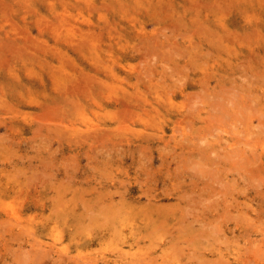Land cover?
Here are the masks:
<instances>
[{"label": "rangeland", "instance_id": "374dc122", "mask_svg": "<svg viewBox=\"0 0 264 264\" xmlns=\"http://www.w3.org/2000/svg\"><path fill=\"white\" fill-rule=\"evenodd\" d=\"M250 106L264 112V0H0V194L25 191L0 204L27 228L0 212V264H264V115Z\"/></svg>", "mask_w": 264, "mask_h": 264}, {"label": "bare ground", "instance_id": "6f19581e", "mask_svg": "<svg viewBox=\"0 0 264 264\" xmlns=\"http://www.w3.org/2000/svg\"><path fill=\"white\" fill-rule=\"evenodd\" d=\"M196 49H197V48H196ZM205 50H206V49H205ZM200 51H201V50H200ZM204 52H205V51H204ZM1 54H2V52H1ZM165 58H166V60H167L169 57L167 58V57L165 56ZM168 60H170V59H168ZM169 65H170V64H169ZM184 65H186V64H184ZM162 66H164V63H163ZM166 66H167V65H166ZM186 66H187V65H186ZM188 66H189V63H188ZM171 67H172V66H171ZM184 67H185V66H184ZM164 68H165V67H164ZM185 68H186V67H185ZM189 68H190V66H189ZM135 69H137V68H135ZM148 69H149V68H148ZM167 69H168V68H167ZM143 70H144V73H145V72H146L145 69H143ZM146 70H147V69H146ZM188 70H190V69H188ZM96 71H97V70H96ZM88 72H89V71H88ZM140 72L142 73V70H141ZM150 72H151V71L146 72V73H149V74H150ZM172 72H173V71H172ZM180 72H181V71H180ZM180 72H179V73H180ZM183 72H184V71H183ZM174 73H176V72H174ZM174 73H172V74L174 75ZM113 74H114V72H113ZM138 74L140 75L139 72H138ZM149 74H148V77H150ZM151 74H152V73H151ZM207 74H208V73H207ZM221 74H222V73H221ZM89 75H91V73H90ZM124 75H125V74H124ZM139 75H137V76L139 77ZM144 75H146L145 77L148 78V77H147V74H144ZM159 75H160V74H159ZM253 75H255V74H253ZM256 75H257V74H256ZM84 76H85V75H84ZM91 76H93V75H91ZM161 76H162V75H161ZM187 76H188V75H187ZM207 76H208V75H207ZM226 76H227V75H226ZM232 76H233V75H232ZM78 77H79V76H78ZM124 77H125V76H124ZM127 77H128V76H127ZM151 77H152V75H151ZM208 77H209V76H208ZM257 77H259V76L257 75ZM260 77H261V76H260ZM82 78H83V77H82ZM88 78H89V77H88ZM159 78H160V77H159ZM159 78H158V79H159ZM183 78H184V77H183ZM248 78H249V77H248ZM250 78H251V77H250ZM262 78H263V77H262ZM25 79H26V78H25ZM73 79H74V78H73ZM83 79H84V81H85L86 78H83ZM89 79H90V78H89ZM92 79H93V78H92ZM101 79H103V78L101 77ZM117 79H118V78H117ZM123 79H124V78H123ZM163 79H164V78H163ZM257 79H258V78H257ZM6 80H7V79H6ZM78 80H80V79H78ZM137 80H143V79L138 78ZM234 80H236V79L234 78ZM234 80H233V81H234ZM258 80H259V79H258ZM75 81H76V80H75ZM87 81H88V79H87ZM91 81H93V80L90 79V82H91ZM104 81H105V79H104ZM15 82H16V81H15ZM73 82H74V81H73ZM78 82H79V81H78ZM85 82H86V81H85ZM182 82H183V80H182ZM17 83H19V82L17 81ZM70 83H71V82H70ZM75 83H76V82H75ZM83 83H84V82H83ZM83 83H82V84H83ZM91 83H92V82H91ZM179 83H181V82H179ZM208 83H209V82H208ZM231 83H232V82H231ZM12 84H13V83H12ZM71 84H73V83H71ZM82 84L79 85V86H82ZM84 84H85V83H84ZM86 84H87V82H86ZM184 84H185V83H184ZM220 84H221V83H220ZM241 84H242V83H241ZM2 85H3V84H2ZM19 85H20V84H18V85H16V86L18 87ZM90 85H91V84H90ZM108 85H110V84H108ZM108 85H107V83H106V86H107V87H109ZM198 85H199V84H198ZM213 85H214V84H213ZM213 85H212V86H213ZM10 86H11V85H10ZM16 86H15V87H16ZM76 86H77V85H76ZM84 86H85V85H84ZM110 86H111V85H110ZM114 86H116V85H114ZM205 86H206V85H205ZM214 86H215V85H214ZM227 86H228V85H227ZM242 86H243V85H242ZM12 87H13V85H12ZM57 87H58V86H57ZM69 87H70V86H69ZM69 87H68V88H69ZM117 87H118V86H117ZM145 87H146V86H145ZM224 87H225V84H224ZM229 87H230V85H229ZM246 87H247V86H246ZM18 88H19V87H18ZM68 88H67V89H68ZM74 88H77V87H74ZM109 88H111V89H116V87L113 88V86H112V87H109ZM171 88H172V87H170L169 90H170ZM200 88H201V86H200ZM221 88H222V87H221ZM230 88H231V87H230ZM55 89H56V88H55ZM80 89H81V88H80ZM83 89H84V87H83ZM92 89H94V88H92ZM105 89H106V88H105ZM207 89H208V88H207ZM207 89L205 88V91H206ZM213 89H214V88H213ZM218 89H219V88H218ZM233 89H234V88H233ZM242 89H243V88H242ZM45 90H46V89H45ZM48 90H49V89H47V91H48ZM85 90H86V89H85ZM85 90H84V91H85ZM171 90L174 91L173 88H172ZM171 90H170V91H171ZM215 90H216V89H215ZM226 90H227V89H226ZM226 90H224V88H223V92H224V94H225V95H226V94H230V93H226ZM234 90H235V89H234ZM248 90H251V89L248 88ZM49 91H50V90H49ZM49 91H48V92H49ZM51 91H52V90H51ZM59 91H60V89H59ZM71 91H72V90H71ZM98 91H99V90H98ZM189 91H190V90H189ZM227 91H228V92H229V91L232 92V90H229V89H228ZM3 92H4V91H3ZM66 92H67V91H66ZM85 92H86V91H85ZM206 92H207V91H206ZM213 92H214V91H213ZM223 92H222V94H223ZM235 92H236V91H235ZM235 92L233 91V95H234ZM42 93H44V92L42 91ZM55 93H56V92H55ZM63 93H64V92H63ZM71 93H72V92H71ZM71 93H70V94H71ZM102 93H103V92H102ZM170 93H171V92H170ZM190 93H192V92H190ZM219 93H220V92H219ZM219 93H218V94H219ZM239 93H240V90H239ZM242 93H243V92H242ZM57 94H58V93H57ZM87 94H88V93H87ZM90 94H91V93H90ZM103 94H104V93H103ZM214 94H215V92H214ZM216 94H217V93H216ZM220 94H221V93H220ZM235 94H236V93H235ZM249 94H250V93H249ZM249 94H247V96H248ZM104 95H105V94H104ZM106 95H107V94H106ZM133 95H136V94H132V96H133ZM192 95H194V94L192 93L190 96H192ZM211 95H212V94H211ZM230 95H231V94H230ZM236 95H237V94H236ZM238 95H239V94H238ZM238 95H237V96H238ZM245 95H246V94H245ZM251 95H253V93H251L249 96H251ZM46 96H47V95H46ZM54 96H55V95H54ZM62 96H63V95H62ZM69 96H70V95H69ZM72 96H73V95H72ZM195 96H196V95H195ZM195 96H194V97H195ZM206 96H207V95H206ZM206 96L203 95V97H206ZM226 96H228L229 99H230V96H229V95H226ZM247 96H246V97H247ZM52 97H53V96H52ZM137 97H139V96H137ZM210 97L212 98L213 95L210 96ZM218 97H219V96H218ZM240 97H241V95H240ZM112 98H113V97H112ZM119 98H120V96H119ZM139 98H141V97H139ZM187 98H188V95H187ZM187 98H186V101H188ZM189 98H191V97H189ZM207 98H208V97H207ZM214 98H215V95H214ZM221 98H222V96H221ZM231 98L233 99L234 97L231 96ZM23 99H24V98H23ZM68 99H69V98H68ZM114 99L117 101V97L114 96ZM192 99H193V98H192ZM192 99H190V104H191V105H187V104H185V105L191 107L192 104H195V103H194L195 101H194L193 103H191V102H192V101H191ZM250 99H251V98H250ZM25 100H26V99H25ZM79 100H81V99H79ZM110 100H111V99H110ZM193 100H194V99H193ZM203 100L205 101V99H203ZM221 100H222V99H220V101H221ZM234 100H235V99H234ZM68 101H70V100H68ZM99 101H100V100H99ZM200 101H202V100H200ZM200 101H199V103H198V101H197V105H198V104L200 105V103H201ZM210 101H211V100H210ZM214 101H215V100H214ZM222 101H226L225 98H224V100H222ZM242 101H243V100H242ZM250 101H252V99H251ZM26 102H27V101H26ZM52 102H53V101H52ZM55 102H56V101H55ZM57 102H58V101H57ZM70 102H72V101H70ZM80 102H81V101H80ZM92 102H93V101H92ZM101 102H102V101H101ZM215 102H216V101H215ZM232 102H233V101H232ZM41 103H42V102H41ZM83 103H84V102H83ZM89 103H90V102H89ZM112 103H113V102H112ZM138 103H139V102H138ZM218 103H219V100H218ZM220 103H221V102H220ZM220 103H219V105H220ZM223 103H224V102H222L221 105H222ZM243 103H244V102H243ZM246 103H247V102H246ZM251 103H253V102H251ZM251 103H250V104H251ZM75 104H76V106H77V105L80 104V103H79V101H78V103H75ZM91 104H92V103H91ZM93 104H94V103H93ZM93 104H92V105H93ZM127 104H128V103H127ZM201 104H202V103H201ZM212 104H213V103H212ZM216 104H217V102H216ZM225 104H227V103L225 102L224 105H222V106H223V107H224V106H227V105H225ZM234 104H235L234 106H236L238 103L235 102ZM49 105H50L49 107H50V110H51V107H52L53 104H49ZM81 105H82V104H81ZM109 105H110V103H109ZM114 105H115V104H114ZM199 105H198V106H199ZM203 105H204V103H203ZM203 105H201V106H203ZM210 105H211V104H210ZM219 105L217 104L216 106H219ZM221 105H220V106H221ZM230 105H231V104H230ZM240 105H241V104H240ZM240 105H238V106H240ZM55 106H56L55 108H57L58 105L55 104ZM78 106H79V105H78ZM87 106H88V104H87ZM94 106H95V105H94ZM115 106H116V105H115ZM195 106H196V104L194 105V107H195ZM198 106H197V108H198ZM220 106H219V107H220ZM246 106L248 107L249 105H246ZM254 106H255V105H254ZM85 107H86V106H85ZM99 107H100V106H99ZM107 107H108V106H107ZM120 107H121V106H120ZM123 107H125V106H123ZM211 107H212V106H211ZM232 107H233V106H232ZM242 107H243V108H242ZM242 107H240V108H242L241 111H242V110L245 111L244 106H242ZM45 108H46V106H45ZM72 108H73V107H72ZM78 108H80V107H78ZM104 108H105V107H104ZM129 108H130V107H129ZM142 108H143V107H142ZM144 108H145V107H144ZM186 108H187V107H186ZM200 108H201V107H200ZM217 108H218V107H217ZM217 108H216V109H217ZM221 108H222V107H220V109H221ZM237 108H239V107H237ZM254 108H255V107H253L252 110H251V106H250L251 113L253 112V109H254ZM40 109H41V108H40ZM46 109H47V108H46ZM46 109H45V110H46ZM106 109H109V108H106ZM147 109H148V108H147ZM187 109H189V108H187ZM198 109H199V108H198ZM218 109H219V108H218ZM224 109L227 110V107H225ZM224 109H223V110H224ZM246 109H247V108H246ZM248 109H249V107H248ZM248 109L246 110L247 113L249 112ZM259 109H260V108H259ZM259 109L255 108L254 111L259 110ZM45 110H44V111H45ZM62 110H63V109H62ZM71 110H72V109H71ZM104 110H105V109H104ZM109 110H110V109H109ZM136 110H137V109H136ZM189 110L191 111L192 109H189ZM189 110H188V111H189ZM193 110L195 111V112L193 111L194 113L197 112V110H195V109H193ZM221 110H222V109H221ZM223 110H222V111H223ZM233 110H234V109H233ZM263 110H264V109H263ZM46 111H47V110H46ZM111 111H112V110H111ZM118 111H119V110H118ZM118 111H117V112H118ZM214 111H215V110H213V112H214ZM217 111H218V110H217ZM243 111H242V112H243ZM24 112H25V111H24ZM41 112H42V111H41ZM52 112H53L52 114H53L54 116H55V113H57V111H55V113H54L53 110H52ZM63 112H64V111H63ZM63 112H62V113H63ZM99 112H100V111H99ZM114 112H115V111H114ZM223 112H224V111H223ZM242 112H239V110H238V114H239V113H242ZM259 112H261V115H262V114L264 115V112H263L262 110H259ZM33 113H34V112H33ZM42 113H43V112H42ZM100 113H101V112H100ZM100 113H99V114H100ZM118 113H119V112H118ZM131 113H132V112H131ZM143 113H144V112H143ZM148 113H149V112H148ZM215 113H216V112H215ZM218 113H219V117H220V114H221V113H220L219 111H218ZM225 113H226V112H225ZM233 113H234V112H233ZM247 113H246V114H247ZM36 114H37V112H35V117L37 118V115H36ZM40 114H41V113H40ZM40 114H39V115H40ZM45 114H47V112H46ZM57 114H59V113H57ZM102 114H103V113H102ZM119 114H120V113H119ZM207 114H208V113H206V115H207ZM226 114H227V113H226ZM243 114H244V112H243ZM243 114H242V115L240 114V115L243 116ZM248 114L250 115V113H248ZM253 114L255 115V113H253ZM22 115H23V114H22ZM29 115H30V114H29ZM50 115H51V114H50ZM50 115H49V113H48V117H49ZM63 115H64V114H63ZM63 115H61V117H62V119L64 120ZM123 115H124V114H123ZM137 115H139V114H137ZM143 115L145 116V114H143ZM210 115H211V114H210ZM216 115H217V114H216ZM231 115L234 116V114H231ZM235 115H236V114H235ZM254 115H253V116H254ZM4 116H5V115H4ZM25 116H27V115H25ZM59 116H60V115H59ZM126 116L129 118L128 115H126ZM126 116L123 117V121H126V120H124V119L126 118ZM207 116H208V115H207ZM217 116H218V115H217ZM225 116H226V115H225ZM227 116H228V115H227ZM241 116H240V119H242L244 122H249V121L244 120L243 117L241 118ZM245 116H246V115H245ZM245 116H244V117H245ZM247 116H248V115H247ZM247 116H246V117H247ZM253 116H252V117H253ZM33 117H34V116H33ZM42 117H43V116H42ZM50 117H52V118H51L52 120L54 119V120H53L54 122L56 121V125H57V126H58V124H60V123H57V121H59V120H56V119H55L56 117H55V118H54L53 116H50ZM120 117H121V116H120ZM133 117H135V116H133ZM149 117H150V116H149ZM155 117H156V116H155ZM155 117H154V118H155ZM219 117H218V118H219ZM255 117H256V115H255ZM27 118H28V117H27ZM44 118H46V117H44ZM179 118H180V117H179ZM212 118H213V117H212ZM222 118H223V114H222L221 119H222ZM247 118H249V117H247ZM261 118H262V117H261ZM13 119H14V118H13ZM40 119H42V118H40ZM48 119H49V118H48ZM119 119H120V123H122V122H123V121L121 120L122 118H119ZM130 119H132V117H131ZM150 119H151V117H150ZM209 119H210V120H209ZM236 119H237V118H235V120H236ZM250 119H252V118H249V120H250ZM258 119H259V118H258ZM180 120H181V118H180ZM218 120H219V119H218ZM1 121H2V120H1ZM1 121H0V122H1ZM32 121H33V120H32ZM36 121H37V120H36ZM38 121H39V120H38ZM45 121H46V120H45ZM121 121H122V122H121ZM187 121L189 122V120H187ZM207 121H211V116H210V118H208ZM250 121H251V120H250ZM261 121H262V120H261ZM39 122H40V121H39ZM48 122H49V121H48ZM48 122H47L46 124H48ZM59 122H60V121H59ZM64 122H65V121H64ZM64 122L62 121V123H64ZM118 122H119V121H118ZM190 122H192V121H190ZM244 122H243V123H244ZM1 123H3V122H1ZM17 123H18V122H17ZM52 123H53V122H52ZM68 123H69V122H68ZM96 123H97V122H96ZM96 123H95V124H96ZM120 123H119V124H120ZM126 123H128V122H126ZM126 123H125V124H126ZM207 123H209V122H207ZM259 123H260V122H259ZM262 123H263V122H262ZM64 124H66V123H64ZM64 124H63L62 127L65 129ZM70 124H71V123H70ZM72 124H73V123H72ZM93 124H94V123H93ZM95 124H94V125H95ZM98 124H99V123H98ZM257 124H258V123H257ZM19 125H20V124H19ZM75 125H76V124H75ZM175 125H176V123H175ZM184 125H185V124H184ZM190 125H191V123H190ZM212 125H213V124H211V126H212ZM214 125H215V124H214ZM33 126H34V125H33ZM39 126H40V125H38V127H39ZM49 126H50V125H49ZM59 126H60V125H59ZM88 126H89V128H91L90 125H88ZM95 126H96V125H95ZM116 126H117V125H116ZM122 126H124V125H122ZM122 126H120V127L123 128ZM197 126H198V125H197ZM197 126H196V127H197ZM34 127H35V126H34ZM55 127H56V126H55ZM62 127H60V128L63 129ZM202 127H203V126H202ZM205 127H206V126H205ZM31 128H32V127H31ZM39 128H40V127H39ZM39 128H38V129H39ZM100 128H101V127H100ZM185 128H186V127H185ZM193 128H194V127H193ZM209 128H210V127H209ZM213 128H214V127H213ZM32 129H33V128H32ZM54 129H55V128H54ZM175 129H176V127H175ZM178 129H179V128H178ZM202 129H203V128H202ZM211 129H212V128H211ZM51 130H52V127H51ZM57 130H59V129H57ZM89 130H90V129H89ZM98 130H99V129H98ZM189 130H190V129H189ZM192 130H193V129H192ZM36 131H37V128H36ZM36 131H34V132H36ZM46 131H47V130H46ZM59 131H60V130H59ZM62 131H64V130H62ZM77 131H78V129H77ZM87 131H88V130H87ZM116 131H117V129H116ZM119 131H120V130H119ZM196 131H197V130H196ZM38 132H40V131H38ZM67 132H68V131H67ZM85 132H86V131H84V133H85ZM94 132H95V131H94ZM121 132H122V131H121ZM181 132H182V131H181ZM262 132H263V131H262ZM44 133H45V132H44ZM44 133H43V134H44ZM63 133H64V132H62L61 134H63ZM78 133H79V131H78ZM96 133H97V132H96ZM171 133H172V132H171ZM175 133H176V132H175ZM183 133H184V132H183ZM197 133H198V132H197ZM203 133H204V132H203ZM38 134H39V133H38ZM53 134H54V133H53ZM55 134L58 135V132L55 133ZM72 134H73V133H72ZM88 134H89V133H88ZM180 134H181V133H180ZM204 134H205V133H204ZM40 135H42V133H41ZM75 135H77V134L75 133ZM79 135H80V134H79ZM101 135H102V134H101ZM159 135H160V134H159ZM181 135H182V134H181ZM181 135H180V136H181ZM194 135H195V134H193V137H194ZM217 135H218V134H217ZM62 136H63V135H62ZM81 136H83V135H81ZM84 136H85V135H84ZM99 136H100V134H99ZM103 136H104V133H103ZM105 136H106V134H105ZM107 136H108V135H107ZM120 136H121V135H120ZM171 136H172V135H171ZM197 136H198V134H197ZM52 137H53V136H52ZM54 137H55V136H54ZM63 137H64V136H63ZM63 137H62V138H63ZM65 137H66V136H65ZM68 137H71V139H72V136L69 135ZM76 137H77V136H76ZM76 137H75V138H76ZM125 137H128V135H126ZM201 137H202V136H201ZM216 137H217V136H216ZM20 138H22V137H20ZM60 138H61V137H60ZM102 138H103V137H102ZM107 138H109V136H108ZM232 138H233V137H232ZM83 139H84V138H82L81 140H83ZM86 139H87V138H86ZM95 139H96V138H95ZM100 139H101V138H100ZM105 139H106V138H105ZM127 139H128V138H127ZM173 139H174V138H173ZM184 139H185V138H184ZM226 139H227V138H226ZM243 139H244V138H243ZM75 140H76V142L78 143V140H77V139H75ZM106 140H107V139H106ZM106 140H104V141H106ZM189 140H190V138H189ZM200 140H201V139H200ZM220 140H222V139H220ZM246 140H247V139H246ZM86 141H87V140H86ZM92 141H93V138H92ZM92 141H91V142H92ZM192 141H193V139H192ZM201 141H202V140H201ZM223 141H224V140H223ZM17 142H18V141H17ZM20 142H21V141H20ZM96 142H97V141H96ZM100 142H101V141H100ZM126 142H127V141H126ZM198 142H199V141H198ZM58 143H59V142H58ZM93 143H94V141H93ZM237 143H238V142H237ZM239 143H240V142H239ZM241 143H242V142H241ZM20 144H21V143H20ZM127 144H128V143H127ZM199 144H201V143H199ZM199 144H198V146H199ZM94 145H95V143H94ZM122 145H123V144H122ZM143 145H145V144H143ZM143 145H142V146H143ZM161 145H162V143H161ZM164 145H165V144H164ZM164 145H163V147H164ZM232 145H233V143H232ZM232 145H231V146H232ZM238 145H239V144H238ZM245 145H246V144H245ZM247 145H249V144H247ZM256 145H257V144H256ZM256 145H255V146H256ZM260 145H262V144H260ZM2 146H3V145H2ZM174 146H175V145H174ZM196 146H197V145H196ZM209 146H210V145H209ZM233 146H235V148H237V146H236L235 144H234ZM233 146H232V147H233ZM250 146H251V145H250ZM59 147H60V145H59ZM91 147H92V146H91ZM202 147H203V146H202ZM247 147H248V146H247ZM257 147H259V146H257ZM93 148H94V147H93ZM145 148L148 149L147 146H146ZM170 148H171V147H170ZM203 148H204V147H203ZM205 148H206V147H205ZM208 148H209V147H208ZM221 148H222V147H221ZM221 148H220V149H221ZM249 148L251 149V147H249ZM262 148H263V147H262ZM147 149L144 150V151L147 152ZM174 149H175V148H174ZM225 149H226V148H225ZM238 149H239V148H238ZM238 149H235V151H233V153H234V152L237 153ZM240 149H241V148H240ZM37 150H38V149H37ZM170 150H171V149H169L168 151H170ZM185 150H186V149H185ZM190 150H191V149H190ZM199 150H200V149H199ZM221 150H222V149H221ZM231 150H232V149H231ZM236 150H237V151H236ZM123 151H124V150H123ZM165 151H166V149H165ZM207 151H208V150H207ZM223 151H224V150H223ZM226 151H227V150H226ZM240 151H241V150H240ZM240 151H239V153H241ZM250 151H251V150H250ZM39 152H40V151H39ZM182 152H183V151H182ZM203 152H205V151H203ZM212 152H213V151L211 150V153H212ZM242 152H243V150H242ZM254 152H255V151H254ZM254 152H253V150H252V153H254ZM258 152H259V151H258ZM260 152H261V151H260ZM109 153H110V152H109ZM191 153H193V152L191 151ZM213 153H214V152H213ZM213 153H212V154H213ZM231 153H232V152H231ZM233 153H232V154H233ZM236 153H235V155H236ZM249 153H250V152H249ZM255 153H256V152H255ZM175 154H176V153H175ZM187 154H189V153H187ZM214 154H215V153H214ZM237 154H238V153H237ZM246 154H247V153H246ZM246 154L244 153V155H246ZM257 154H258V153H257ZM259 154H260V153H259ZM189 155H190V154H189ZM192 155H193V154H192ZM198 155L201 156V152H200V154H198ZM205 155H206V153H202V156L205 157ZM217 155H219V154H217ZM240 155H242V154H240ZM250 155H251V154H250ZM88 156H89V155H88ZM208 156H209V155H208ZM210 156H211V155H210ZM213 156H214V155H213ZM213 156H212V157H213ZM219 156H221V154H220ZM227 156H229V155H227ZM252 156H253V155H252ZM260 156H261V155H260ZM112 157H113V156H112ZM144 157H145V156H144ZM187 157H188V156H187ZM197 157H198V156H197ZM204 157H203V159H204ZM217 157H218V156H217ZM222 157H224V159H225V155H224V156H221V159H222ZM231 157H232V156H231ZM241 157H242V156H240V158H241ZM249 157H250V156H249ZM8 158H9V157H8ZM181 158H182V157H181ZM181 158H180V159H181ZM183 158H184V157H183ZM205 158H206V157H205ZM257 158H259V157H257ZM161 159H162V158H161ZM171 159H172V158H171ZM173 159H174V158H173ZM175 159H176V158H175ZM187 159H191V158H187ZM192 159H193V156H192ZM214 159H215V158H214ZM242 159H243V158H242ZM248 159H249V158H248ZM252 159H253V158L251 157V160H252ZM3 160H4V159H3ZM199 160L201 161V159H199ZM227 160H228V159H227ZM233 160H234V159H233ZM237 160H238L239 162L241 161L242 164L245 162L244 160H243L244 162H243L242 160H239V159H237ZM249 160H250V159H249ZM249 160H248V161H249ZM10 161H11V159H10ZM93 161H96V160H93ZM99 161H100V160H99ZM140 161L142 162V160H140ZM179 161H180L181 165L184 166V165L182 164V162H181L182 160H179ZM188 161H189V160H188ZM200 161H199V162H200ZM225 161H226V160H225ZM231 161H232V159H231ZM252 161H253V160H252ZM252 161H251V162L249 161V162L252 164ZM4 162H5V161H4ZM40 162H41V161H40ZM43 162H44V161H43ZM90 162H91V161H90ZM141 162H140V163H141ZM183 162H185V160H184ZM190 162H192V161H190ZM235 162L237 163V161H235ZM256 162H257V161H256ZM47 163H48V162H47ZM47 163H46V164H47ZM59 163H60V162H59ZM59 163H58V164H59ZM91 163H92V162H91ZM166 163H167V162H166ZM201 163H202V162H201ZM245 163H246V162H245ZM245 163H244V164H245ZM145 164H146V163H145ZM178 164H179V163H178ZM189 164H191V166H192V163H189ZM189 164H188V165L186 164V165L189 167ZM193 164H196V163H193ZM212 164H214V163H212ZM232 164H233V162H232ZM237 164L240 166V163H237ZM242 164H241V165H242ZM244 164H243V165H244ZM248 164H249V163L247 162L246 165H248ZM261 164H262V163H261ZM261 164H260V165H261ZM8 165H9V164H8ZM146 165H148V164H146ZM186 165H185V166H186ZM202 165H204V164L202 163ZM202 165H200V168H201ZM238 165H236V166H237V170H239V169H238ZM253 165H254V164H253ZM12 166H13V165H12ZM44 166H45V165H44ZM47 166H49V165H47ZM47 166H46V167H47ZM168 166H169V164H168ZM176 166H177V165H176ZM182 166H181V167H182ZM187 166H186V168L188 169ZM191 166H190V167H191ZM193 166H195V165H193ZM193 166H192V167H193ZM196 166H197V165H196ZM196 166H195V167H196ZM209 166H210V165H209ZM217 166H218V165H217ZM254 166H255V165H254ZM7 167H8V166H7ZM95 167L97 168V166L94 165L93 168H95ZM181 167H180V168H181ZM195 167H194V168H195ZM205 167H206V166H205ZM212 167H213V166H212ZM245 167H246V166H245ZM261 167H262V166H261ZM11 168H13V167H11ZM176 168H177V167H176ZM194 168H193V169H194ZM208 168L210 169V167H208ZM227 168H228V167H227ZM251 168H252V167H251ZM259 168H260V167H259ZM8 169H9V168H8ZM168 169H169V168H168ZM174 169H175V167H174ZM190 169H191V168H189V170H190ZM209 169H208V170H209ZM214 169H215V167H214ZM222 169H223V168H222ZM260 169H261V168H260ZM263 169H264V168H263ZM4 170H5V169H4ZM39 170H40V171H39L40 173L43 171V170L41 171V169H39ZM185 170H186V169H185ZM203 170H204V169H203ZM210 170H211V169H210ZM210 170H209V171H210ZM212 170H213V169H212ZM217 170H218V169H217ZM217 170H216V171H217ZM224 170H226V169H224ZM247 170L250 172V169H249V168H248ZM258 170H259V169H258ZM37 171H38V170H37ZM37 171H36V172H37ZM44 171H45V170H44ZM183 171H184V170H183ZM199 171L201 172V169H200ZM209 171H208V176H210V174H214V173H212L213 171L210 172V174H209ZM235 171H236V170H235ZM32 172H33V171H32ZM36 172L34 171L33 174L35 175ZM39 172H38L37 174L40 175ZM146 172H147V171H146ZM176 172H177V171H176ZM190 172H191V171H190ZM193 172H194V171H193ZM193 172H192V173H193ZM196 172H197V171H196ZM225 172H228V171H225ZM244 172H245V171H244ZM10 173H11V172H10ZM23 173H26V172H23ZM201 173H202V172H201ZM201 173H200V174H201ZM215 173H216V172H215ZM246 173H247V172H246ZM250 173L252 174L253 171L251 170ZM263 173H264V171H263ZM15 174H16V172H15ZM42 174H44V172H42ZM152 174H153V172H152ZM200 174H198L197 177H198V176H201ZM205 174H206V173H205ZM216 174H217V173H216ZM218 174H219V173H218ZM12 175H13V174H12ZM146 175H147V174H146ZM146 175H145V176H146ZM168 175H170V174L168 173ZM168 175H166V176H168ZM182 175H183V174H182ZM187 175H188V174H187ZM195 175H196V174H195ZM240 175H241V173H240ZM242 175H243V174H242ZM242 175H241V177H242ZM252 175H253V174H252ZM9 176H10V175H9ZM17 176H18V175H17ZM27 176H28V175H27ZM36 176H37V175H35V177H36ZM40 176H41V175H40ZM40 176H38V177H40ZM45 176H46V175H45ZM217 176H218V175H217ZM217 176H214V177H217ZM244 176H245V175H244ZM250 176H251V175H250ZM31 177H32V175H29V178H30L32 181H34L35 179H34V178H31ZM220 177H221V176H220ZM254 177L256 178L255 173H254ZM260 177H261V176H260ZM22 178H23V177H22ZM26 178L28 179V177H26ZM44 178H45V177H44ZM192 178H193V177H192ZM203 178H204V177H203ZM218 178H219V177H218ZM218 178H217V179H218ZM242 178H243V177H242ZM248 178H249V177H248ZM263 178H264V177H263ZM11 179H12V177H11ZM33 179H34V180H33ZM136 179H137V178H136ZM184 179H185V178H184ZM23 180H24V179H23ZM36 180H38V179H36ZM42 180H43V179H42ZM138 180H139V179H138ZM160 180H161V179H160ZM160 180H159V182H160ZM218 180H219V179H218ZM221 180H222V179H221ZM223 180H224V179H223ZM223 180H222V182H223ZM247 180H248V179H245L244 182H246ZM253 180H254V179H253ZM45 181H46V180H45ZM60 181H61V179H60ZM193 181H194V180H193ZM193 181H192V182H193ZM261 181H262V179H261ZM28 182H31V181H28ZM35 182H36V181H35ZM42 182H43V181H42ZM122 182H123V181H122ZM124 182H125V181H124ZM124 182H123V183H124ZM139 182H141V181H139ZM156 182H157V181H156ZM179 182H180V181H179ZM209 182H211V181L209 180ZM226 182H227V181H226ZM253 182H255V180L252 181V183H253ZM43 183H44V182H43ZM60 183H61V182H60ZM66 183L68 184V182H66ZM125 183H126V182H125ZM167 183H168V182H167ZM261 183H262V182H261ZM23 184H24V183H23ZM33 184H34V183H33ZM61 184H62V183H61ZM140 184H141V183H140ZM175 184H176V183H175ZM206 184H207V183H206ZM215 184H216V183H215ZM218 184H219V183H218ZM218 184H217V185H218ZM221 184H222V183H220L219 185H221ZM224 184H225V181H224V183H223V186H224ZM226 184H227V183H226ZM235 184H236V183H235ZM249 184H251V183H249ZM36 185H38V184H36ZM169 185H170V184H169ZM200 185H201V184H200ZM228 185H230V184H228ZM246 185H247V183H246ZM253 185H254V184H253ZM263 185H264V184H263ZM31 186H32V184H31ZM31 186H30V187H31ZM83 186H84V185H83ZM94 186H95V185H94ZM202 186H204V185L202 184ZM202 186H201V187H202ZM223 186H222V188H223ZM225 186H226V185H225ZM225 186H224V187H225ZM254 186H255V185H254ZM254 186H253V188H254ZM9 187H10V188H9ZM9 187H6V188H3V189H2V191H3L2 194H3L5 197H9V196H11L12 194H14V195H12V196H14V197H15V196H17V197H21L22 195H25V191L22 192L23 188L20 187V185H18V186H14V185H13V186H9ZM32 187H33V186H32ZM51 187H52V186H51ZM84 187H85V186H84ZM163 187H164V186H163ZM175 187H176V185H175ZM205 187H206V186H205ZM218 187H219V186H218ZM226 187H227V186H226ZM93 188H94V187H93ZM58 189H59V187H58ZM178 189H179V188H178ZM67 190H68V189H67ZM176 190H177V189H176ZM218 190L220 191V189H217V191H218ZM231 190H232V189H231ZM235 190H236V189H235ZM257 190H258V189H257ZM69 191H70V190H69ZM178 191H179V190H178ZM215 191H216V190H215ZM225 191H226V190H225ZM260 191H261V190H260ZM126 192H127V190H126ZM168 192H169V191H168ZM221 192H222V190L220 191V193H221ZM226 192H227V191H226ZM242 192H243V191H242ZM58 193H59V192H58ZM192 193H195V192H192ZM263 193H264V192H263ZM2 194H0V195H2ZM102 194H103V193H102ZM153 194H154V193H153ZM189 194H190V193H189ZM210 194L212 195V192H211ZM214 194H216V193H214ZM223 194H224V190H223ZM229 194H230V193H229ZM255 194H256V193H255ZM255 194H254V195H255ZM231 195H232V193H231ZM188 196L190 197V195H187V196H185V197H188ZM200 196H201V195H200ZM212 196H213V195H212ZM212 196H210V197H212ZM217 196H218V195H217ZM60 197H62V196H60ZM177 197H178V196H177ZM191 197H192V196H191ZM203 197H205V196H203ZM207 197H208V196H207ZM224 197H225V195H224ZM33 198H34V197H33ZM50 198H52V197H50ZM54 198H55V197H54ZM69 198H70V197H69ZM205 198H206V197H205ZM208 198H209V197H208ZM5 199H6V198H5ZM38 199L41 200V197H38ZM94 199H95V198H94ZM184 199H185V198H184ZM194 199H195V198H194ZM201 199H202V198H201ZM225 199H226V197H225ZM134 200H135V199H134ZM187 200H188V199H187ZM198 200H200V199H198ZM212 200H214V199H212ZM232 200H233V199H232ZM77 201H78V200H77ZM79 201H80V200H79ZM188 201H189V204H190V203H191L190 200H188ZM192 201H193V200H192ZM195 201H196V200H195ZM200 201H201V200H200ZM208 201H209V200H208ZM226 201H228V199H226ZM53 202H54V201H53ZM162 202H163V201H162ZM197 202H198V201H197ZM204 202H205V201H204ZM236 202H237V201H236ZM81 203H82V202H81ZM164 203H165V202H164ZM211 203H212V202H211ZM36 204L41 205V206H45V205H46V202H44V201H43V202H40V203H39V202H36ZM82 204H83V203H82ZM201 204H202V202H201ZM228 204H229V203H227V205H228ZM29 205H30V204H29ZM29 205H28V206H29ZM38 205H37V206H38ZM213 205H214V204H213ZM229 205H230V204H229ZM182 206H183V204H182ZM204 206H205V204H204ZM53 207H54V206H53ZM84 207H85V206H84ZM177 207H179V206H177ZM250 207H251V206H250ZM27 208H28V207H27ZM127 208H129V206H127ZM189 208H190V207H189ZM206 208H207V207H206ZM228 208H229V207H228ZM251 208H252V207H251ZM170 209H171V208H170ZM170 209H169V210H170ZM185 210H187V209H185ZM188 210H191V209H188ZM226 210H227V209H226ZM226 210H225V212H226ZM246 210H247V209H246ZM201 211H202V210H201ZM205 211H206V210H205ZM222 211H223V210H222ZM229 211H230V210H229ZM262 211H263V210H262ZM0 212L3 213L4 215L6 214V215L8 216V219H12L13 221H15V222L17 223V226H21V229L26 228V223L22 220L20 210H18V209H16L15 207H13V205L11 204V201H9V200L7 201V199H6V201H2L1 204H0ZM133 212H135V211H130L131 214H132ZM1 213H0V215H1ZM185 213H186V212H185ZM185 213H184V216H186V215L188 214V213H186V215H185ZM94 214H95V213H94ZM189 214H191V213H189ZM193 214H195V213H193ZM224 214H225V213H224ZM191 215H192V214H191ZM98 216H99V215H98ZM102 216H104V215H102ZM196 216H199V215H196ZM225 216H226V215H225ZM225 216H224V218H226V220H228V218L225 217ZM233 216H234V215H233ZM242 216H243V215H242ZM104 217H105V216H104ZM212 217H213V216H212ZM239 217H240V216H239ZM239 217H238V218H239ZM105 218H106V217H105ZM105 218H104V219H105ZM233 218H234V217H233ZM107 219H108V218H107ZM218 219H219V218H218ZM231 219H232V218H231ZM1 220H3V219H1ZM1 220H0V221H1ZM4 220H5V222H6V218H5ZM242 220H243V219H242ZM7 221H8V220H7ZM1 222H2V221H1ZM8 222H9V221H8ZM8 222H7V223H8ZM182 223L184 224L183 221H182ZM207 223H208V222H207ZM8 224H10V223H8ZM8 224H7V225H8ZM34 225H35V224H34ZM160 225H161V224H160ZM211 225H212V224H211ZM213 225H214V223H213ZM213 225H212V226H213ZM206 226H207V225H206ZM206 226H205V227H206ZM215 226H216V225H215ZM2 227H3V226H2ZM218 227H219V226H217V228H218ZM0 228H1V227H0ZM176 228H177V227H176ZM212 228H213V227H212ZM26 229H27V228H26ZM179 229H180V228H179ZM28 230H29V229H28ZM177 230H178V229H177ZM181 230H182V229H181ZM23 231H24V230H23ZM172 231H174V229H173ZM172 231H171V232H172ZM185 231H186V230H185ZM3 232H5V231L3 230ZM19 232H20V231H19ZM25 232H26V231H25ZM29 232H30V231H29ZM200 232H202V231H200ZM202 233H203V232H202ZM13 234H14V233H13ZM22 234H23V232H22ZM24 234H25V233H24ZM2 235H3V233H2ZM15 235H16V234H15ZM27 235H28V234H27ZM19 236H20V234H19ZM29 236H30V235H29ZM195 236L197 237V235H194L193 237H195ZM3 237H4V236H3ZM13 237H14V236H13ZM13 237H11V238H13ZM193 237H191V238H193ZM180 239H181V238H180ZM185 239H186V238H185ZM33 240H34V238H33ZM35 240H36V239H35ZM179 241H180V240H179ZM30 242H31V241H30ZM63 242H64V240H62V243H61V244H62L61 249L66 250L68 247H67V246H63V245H64ZM0 243H2L1 240H0ZM37 243H38V242H37ZM37 243H36V248H37V246H38ZM39 243H40V242H39ZM39 243H38V244H39ZM248 244H250V243H248ZM257 244H258V243H257ZM261 244H262V243H261ZM8 245H9V244H8ZM250 245H251V244H250ZM33 246H34V245H32V246H30V247L32 248ZM39 246H40V244H39ZM39 246H38V247H39ZM258 246H260V245H258ZM12 247H13V246H12ZM42 247H43V249H44V246H42ZM177 247H178V245H177ZM247 247H248V246H247ZM20 248H21V246H20ZM26 248H27V247H26ZM39 248H40V247H39ZM49 248H51V247H48V248H46V249L48 250ZM245 248H246V247H245ZM248 248H249V247H248ZM41 249H42V248H41ZM205 249H207V248H205ZM29 250H30V249H29ZM36 250H38V249H36ZM49 250H51V251L53 252L54 249H49ZM119 250H120V249H119ZM190 250H191V249H190ZM252 250H253V249H252ZM30 251H32V249H31ZM38 251H39V250H38ZM40 251H41V250H40ZM51 251H49V252H51ZM54 251H55V250H54ZM109 251H110V250H109ZM20 252H21V251H20ZM36 252H37V251H36ZM41 252H42V251H41ZM49 252H48V253H49ZM249 252H250V251H249ZM249 252H248V253H249ZM38 253H39V252H38ZM38 253H37V254H38ZM158 253H159V252H158ZM246 253H247V251H246ZM253 253H254V252H253ZM31 254H32V253H31ZM43 254H44V253H43ZM43 254H42V255H43ZM49 254H50V253H49ZM49 254L46 253V254H45V257H46V255H48L47 258L50 257V258L52 259L51 255L49 256ZM59 254H61L60 256L64 255V258L66 259L65 256H67L68 253H67V254H66V253L63 254L62 252H60ZM69 255H70V254H69ZM153 255H155V254H153ZM168 255H169V254H168ZM27 256H28V258H29V255H28V249H27ZM72 256H73V255H72ZM150 256H152V255H150ZM30 257H31V256H30ZM38 257H41V258H42L41 255L38 256ZM55 257H56V256H55ZM55 257H53V258H55ZM69 257H70V256H67V259H68ZM78 257H79V256H78ZM78 257H77V258H78ZM83 257H84V256H83ZM50 258H49V260H51ZM56 258H57V257H56ZM56 258H55V259H56ZM209 258H210V257H209ZM32 259H33V256H32ZM45 259H46V258H45ZM78 259H79V258H78ZM78 259H77V261H78ZM93 259H94V258H93ZM93 259H92V260H93ZM132 259H133V258H132ZM134 259H135V258H134ZM144 259H147V258H144ZM205 259H206V258H205ZM212 259H213V258H212ZM24 260H25V259H24ZM34 260H35V259H34ZM34 260H33V261H34ZM49 260H48V261H49ZM57 260H59V258H58ZM57 260H56V261H57ZM61 260H62V259H61ZM72 260H73V258H72ZM137 260H138V258H137ZM151 260H152V257H151ZM186 260H187V259H186ZM186 260H185V261H186ZM215 260H216V259H215ZM215 260H213V261H215ZM219 260H220V259H219ZM222 260H225V259L223 258ZM251 260H252V259H251ZM251 260H250V262H251ZM25 261H26V260H25ZM43 261H44V259H43ZM65 261H66V260H65ZM65 261H64V263H65ZM79 261H80V260H79ZM85 261L88 262V260H85ZM139 261H141V260H139ZM198 261H200V260H198ZM210 261H211V259H210ZM35 262H38V263H39V261H35ZM35 262H33V263L35 264ZM82 262H84V261H82ZM89 262H90V261H89ZM94 262H96V261H94ZM94 262H93V263H94ZM141 262H142V261H141ZM152 262H155V260L152 261ZM169 262H171V261H169ZM183 262H184V261H183ZM201 262H203V261H200L199 263H201ZM218 262H219V261H218ZM226 262H227V264H229V262H228L227 259H226ZM246 262H248V261H246ZM246 262H245V264H247ZM252 262H253V261H252ZM252 262H251V263H252ZM257 262H258V261H257ZM21 263H22V262H21ZM21 263H20V264H21ZM40 263H41V262H40ZM46 263L48 264L49 262H46ZM46 263H45V264H46ZM64 263H61V264H64ZM76 263H77V262H76ZM138 263H139V262L137 261V264H138ZM143 263H145V262H143ZM184 263H185V262H184ZM205 263L209 264V262H205ZM24 264H25V263H24ZM27 264H30V263H28V261H27ZM43 264H44V263H43ZM88 264H89V263H88ZM135 264H136V263H135ZM139 264H140V263H139ZM145 264H146V263H145ZM149 264H150V263H149ZM153 264H154V263H153ZM196 264H197V263H196ZM210 264H211V263H210ZM212 264H213V263H212ZM258 264H259V263H258Z\"/></svg>", "mask_w": 264, "mask_h": 264}]
</instances>
